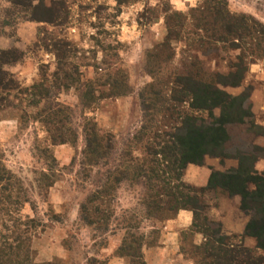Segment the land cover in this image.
<instances>
[{"label":"rangeland","instance_id":"obj_1","mask_svg":"<svg viewBox=\"0 0 264 264\" xmlns=\"http://www.w3.org/2000/svg\"><path fill=\"white\" fill-rule=\"evenodd\" d=\"M65 1L70 7L69 24L54 26L30 20L23 11L18 13L8 0H0V50L22 51L20 61L5 66L12 74V80L19 82L22 89L41 82L49 87V94L45 96L47 100L43 98L40 105H29L28 97H22L25 95L14 90L10 94L11 102L6 101L0 106V146L5 162L23 178L37 203V214L48 224L35 239L37 262L107 264L112 258L122 260L114 255V252L119 253L115 247L136 232L143 236L142 250L148 264H192L188 255L180 250L170 252L161 248L163 241H167L165 224L168 218H148L145 215L143 198L157 188L163 190L161 179L148 181L133 171L144 163L150 166L149 161L152 163L154 156L150 155L147 145L158 148L157 142L161 139L153 135V132L159 131L155 125L153 130L143 131L144 112L140 94L153 81L147 65V53L166 35L164 5L171 4L174 8L187 11L201 0H174L176 3L171 0H143L121 9L116 7L115 0ZM47 2L50 3V0ZM229 5L235 12L251 13L264 21V0H229ZM52 43L63 46L62 52L66 55L62 58L68 63V70L79 79V83L74 82L70 88L65 87V83L70 82H65L58 70L62 59L57 57ZM174 45L180 52L178 48L181 45ZM236 54L237 51L220 49L218 55L214 53L202 59L209 69L227 72L229 60ZM179 61L178 58L166 65L162 73L168 75L175 70V66L180 67ZM76 65H82L80 71L74 68ZM90 80L94 82L96 101L85 108L80 94L83 83ZM113 82L121 87L120 90L118 87L121 91L118 95L112 93ZM247 87L252 90L250 105L255 121L260 124L264 120V58L250 65L242 86L226 89L238 94ZM61 106L67 108L65 112L69 116L68 120L64 118L65 125L74 127L78 137L74 143L52 146L47 127L39 121L37 114L47 107L58 109ZM87 118L94 119L101 132L111 139L113 151L110 165L116 169L113 177L119 175L120 170H125L127 165L131 168L127 178L121 181L103 205L99 199L91 200V196L100 185L101 173L106 168H92L82 163L85 145L82 124ZM255 130L263 131L259 128ZM255 130L249 131L245 125H229L231 139L226 144V152L230 157L206 156L205 161L221 171L236 167L238 159L234 158L235 154L251 151L255 144L261 147L256 168L264 172V133L252 134L257 132ZM49 145L57 160V164L52 166L56 180L44 196L37 187V178L42 170L49 171L48 161L41 151ZM215 201V194H206L203 203L208 208L204 212L210 219L221 222L210 215L209 206ZM82 205L87 209H83ZM97 206L104 210L97 212ZM51 210L59 215V221L48 219ZM23 212L32 214L29 205ZM86 214L95 222L88 223L89 219H84ZM109 214L111 217L106 222ZM106 225L108 229H104ZM185 235L183 244L188 249L193 240L192 234ZM126 259L127 264H131L130 259Z\"/></svg>","mask_w":264,"mask_h":264},{"label":"trees","instance_id":"obj_2","mask_svg":"<svg viewBox=\"0 0 264 264\" xmlns=\"http://www.w3.org/2000/svg\"><path fill=\"white\" fill-rule=\"evenodd\" d=\"M8 1L18 13L23 11L30 20L54 26L69 24L70 7L65 0H50V3L48 0ZM115 1L116 7L121 9L143 0ZM164 6L166 35L147 53V65L153 81L140 94L144 112L143 131L153 130L155 125L159 131L153 132V135L161 139L157 142L158 148L147 145L150 155L154 156L153 164L150 161L149 167L146 163L141 164L133 173L148 181L161 179L163 183V190L157 188L143 198L145 215L148 218L170 219L181 209L193 211V224L181 233L180 244V251L188 255L192 264H264V172L256 168L261 147L254 144L251 151H238L234 156L238 159L236 167L224 171L212 169L207 186L196 187L184 180L189 164L203 165L206 156L230 157L226 152V144L231 139L229 125H245L249 131L256 128L263 130L252 132L255 135L264 133V127L255 121L250 105L251 88L247 87L238 94L226 89L242 86L250 65L264 58V21L251 13L233 11L229 0H201L187 11L174 8L171 4ZM174 43L181 45L178 48L180 56ZM53 47L57 57L62 59L58 70L65 82H70L65 83V87L70 88L79 79L68 70V63L62 58L66 55L62 52L63 46L55 43ZM220 49L237 51L235 58L229 60L227 72L209 69L202 59L214 53L218 55ZM21 52L19 49L0 50V106L6 101L11 102L10 94L14 90L25 95L22 97H28L27 103L31 106L40 105L49 94V87L43 82L22 89L19 82L12 80V74L5 66L20 61ZM178 58L180 67L177 65L170 74H163L166 65ZM80 66L74 68L80 71ZM93 84L92 80L83 83L80 97L85 108L96 101ZM111 85L114 95L121 93V87L116 82ZM66 109L62 106L58 109L47 107L37 114L39 121L47 127L52 146L77 140L74 127L64 123V118L69 119ZM82 134L85 142L82 163L92 168H106L101 173L100 185L91 196V200L99 199L103 205L121 181L127 178L131 168L127 165L125 170H120L119 175L113 177L116 172L110 165L113 145L94 119L87 118L83 122ZM41 151L48 161L49 171L39 173L37 187L45 196L56 180L52 166L57 164V160L50 145ZM212 190L240 197V208L249 216L244 234H227L221 222L210 219L205 213L208 206L203 203V197ZM26 205H29L32 214L23 212ZM82 208L85 209V206L82 205ZM96 210L100 212L104 209L97 206ZM86 215L84 219H89L88 223L95 222ZM58 216L51 210L48 219L59 221ZM109 217L111 214L106 217V222ZM47 227V221L37 214V203L31 197L29 187L7 166L0 146V264H39L34 243ZM104 229H108L107 225ZM189 232L192 239L194 232L202 233L205 239L201 244L192 240L187 249L183 242L184 235ZM130 236L115 247L119 253L114 252V255L130 259L131 264H148L142 250V234L133 232ZM245 236L255 238V248L244 243Z\"/></svg>","mask_w":264,"mask_h":264},{"label":"crops","instance_id":"obj_3","mask_svg":"<svg viewBox=\"0 0 264 264\" xmlns=\"http://www.w3.org/2000/svg\"><path fill=\"white\" fill-rule=\"evenodd\" d=\"M171 1L174 2V0ZM177 7L180 8L179 6ZM259 123L264 127V120ZM210 163L211 162L205 161L203 165L192 163L189 164L185 169L184 180L196 187L207 186L212 173V169H217L215 167H211L209 165ZM217 191L219 192L216 193ZM210 193L215 194L216 198L215 203H212L213 205L209 206V211L212 212V214L210 215L214 216L216 219L222 222L224 232L230 235L244 234L248 219L245 212L240 208V197L229 196L221 192L220 190H212L208 194ZM193 219V211L189 209H181L173 218L168 219L165 224V237L167 238V241H163L164 246L161 248H163V250L165 251L169 249L168 251L170 252L174 250L178 252L180 250L181 244V239H179L181 237V233L191 227V225L193 224ZM204 239L205 238L202 233L194 232V243L201 244ZM243 239L244 243L247 246L252 248L256 247V240L254 237L245 236ZM166 242L168 244H165ZM107 264H127V259L122 258L121 260L112 258Z\"/></svg>","mask_w":264,"mask_h":264}]
</instances>
